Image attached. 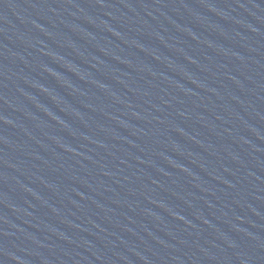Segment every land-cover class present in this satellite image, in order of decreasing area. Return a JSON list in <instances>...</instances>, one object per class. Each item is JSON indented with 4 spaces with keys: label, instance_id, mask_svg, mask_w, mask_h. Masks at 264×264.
<instances>
[{
    "label": "water",
    "instance_id": "1",
    "mask_svg": "<svg viewBox=\"0 0 264 264\" xmlns=\"http://www.w3.org/2000/svg\"><path fill=\"white\" fill-rule=\"evenodd\" d=\"M0 264H237L117 0H0Z\"/></svg>",
    "mask_w": 264,
    "mask_h": 264
}]
</instances>
